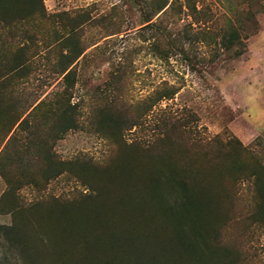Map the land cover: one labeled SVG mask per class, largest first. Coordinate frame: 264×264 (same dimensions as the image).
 Wrapping results in <instances>:
<instances>
[{
	"label": "rangeland",
	"instance_id": "rangeland-1",
	"mask_svg": "<svg viewBox=\"0 0 264 264\" xmlns=\"http://www.w3.org/2000/svg\"><path fill=\"white\" fill-rule=\"evenodd\" d=\"M193 1L204 13V22L210 18V25H204L210 29H219L223 26L219 17L243 7L238 6L240 0ZM42 2L49 16L89 12L90 23L78 32L85 52L77 60L70 91L80 128L61 136L54 129L48 144L52 162L47 165L36 155L39 150L27 148L48 110L32 112L31 105L51 101L65 89L57 57L63 32L45 21L9 32L0 26V264H108L120 259L113 241L124 242L126 249L134 240L129 249L147 258L164 246L170 249L179 220L167 217L160 201L143 204L142 188L135 180L136 185L126 183L131 169H125V163L143 159V146L156 140L158 116L165 108L185 110V119L189 113L193 116L195 125L185 130L190 144L198 142L200 147L205 141L225 143L234 138L251 147L264 163V0H253L259 29L245 40L241 58L231 60L213 44H200L191 47L188 60L172 57L165 62L154 53L156 34L154 28H145L144 19H151L149 24L161 22L168 30L185 27L191 19L178 3L162 18L161 13L155 16L161 0ZM24 32L33 40L29 45L39 47V56L30 67L11 74L7 86L13 52ZM49 49L52 56L47 59ZM200 56L206 62H200ZM163 83L179 92L144 116V101ZM119 115L130 120L119 122ZM177 154L181 163L183 153L178 149ZM63 163L67 171L46 185L25 184V177L56 172ZM2 174L14 177V189L7 187ZM250 190L248 183L238 184L235 192L240 200L231 201L233 209L225 202L213 226L199 231L213 248L205 250L199 264H264V225L252 218ZM183 224L187 226L183 233L193 237L195 229ZM215 243L226 256L215 252ZM176 256L169 255V260H177ZM172 264L193 262L183 258Z\"/></svg>",
	"mask_w": 264,
	"mask_h": 264
},
{
	"label": "trees",
	"instance_id": "trees-1",
	"mask_svg": "<svg viewBox=\"0 0 264 264\" xmlns=\"http://www.w3.org/2000/svg\"><path fill=\"white\" fill-rule=\"evenodd\" d=\"M175 3H178L180 8L184 6L188 11L187 17H190L191 21L187 26L182 28L174 26L168 30L161 27V22L158 25L156 23L149 24L151 19L148 17L144 19V24H147L145 28H154L156 34L152 44L154 53L164 62L172 57H184L188 60V51L194 45L200 44L202 46L213 44L218 53L231 60H237L245 53V40L256 34L259 29L258 21L253 13V0H240L238 6H243L241 9H236V13L230 16L219 17L218 22L220 20L223 22V26L219 29H210L204 26L205 22H209L210 25L211 20L210 18L205 19L204 22L201 16L205 15L196 9L193 0H174L170 5H168V0H161L155 16L161 13L159 17H162L167 11L173 10ZM41 21L48 22L52 28L57 25L63 32L59 36L58 48L61 53H58L57 57L59 58L58 67L61 68L59 74L62 76L65 89L51 101L38 102L37 100L31 105L32 112L48 109L46 115L42 117L43 124L41 127L38 126L39 129L34 130L27 147L29 150H39L36 155L40 157L44 165H47L48 161L52 162L48 144L54 129L57 128L58 134L61 136L80 128L77 106L71 104L70 91L75 81L74 69L77 60L85 52L84 47L80 44L78 32L85 24L90 23V17L89 12H81L74 17L67 13L49 16L46 14L42 0H0V26L8 32L13 29L25 30V27H35L40 25ZM193 26H196L195 29ZM29 41L32 43L33 40L30 35L24 32L21 38L22 43H19L13 52L14 64L8 70L10 76L8 77L9 74H7V86L11 83V74L30 67L32 61L39 56V47L29 45ZM52 51L48 50L47 59L51 58ZM215 56L219 57L218 54ZM199 61L206 62V59L200 56ZM210 62L212 63L214 60H210ZM73 65L75 66L73 67ZM190 66L194 69V66ZM178 92L179 89L163 83L160 89L144 101V116L161 102L173 100ZM183 111L185 110L163 109L157 121L160 131L155 141L149 143L150 145L143 146V159L139 163H135L139 158L125 163V169H131L130 176L125 177L126 183L128 182L129 186V182H134L135 185L137 182V186L142 188L143 204L159 203L158 201H160L159 204L164 206V214L170 219L179 220L176 229L172 231L171 240L173 242L175 239V242L172 243L174 245L173 247L171 245L170 249L161 246L162 248L155 251L153 256L149 255L150 257L147 258V255L129 249L135 244L134 240L128 241L129 246L126 249L122 248L124 242L119 245L118 241H113L111 246L119 250L120 259L117 262L111 259L108 264H172L173 262L179 263V259L183 258H188L193 264H199L204 257L205 250L211 248L208 238L199 231L203 232L205 226H213L212 222L222 214L221 210L225 202L229 201L230 208L233 209L231 201L240 200L235 192V187L243 182L248 183L251 187L250 191L253 195L252 218L256 223L264 225V163L251 147L243 146L240 141L234 138L225 143L205 141V144L201 143L200 147H198V142L190 144L192 138L185 133V130H191L196 121L192 120L193 116L190 113L185 119ZM117 118L119 122L121 119H125L126 122L130 120L123 115H119ZM42 127L49 128V131L43 132ZM129 127L131 126L129 125ZM178 149L183 153L181 163H178ZM29 150L27 151L29 152ZM65 167L66 164L63 163L59 165V170L56 172H47L48 170H46L40 175L27 176L25 184L33 186V188L46 185L65 173L67 171ZM136 168L137 174L135 173ZM2 177L6 181L7 187L11 190L14 189L16 182L14 177L6 174H2ZM23 184L21 183L20 186ZM124 201L126 202V199ZM183 223H190L195 229L193 237L183 233L187 228V226L183 227ZM17 238L18 241L21 240L19 236ZM214 249L218 254L227 255L225 252L220 253L221 249H218L216 243ZM173 253L177 254L175 257L177 260H169V255ZM143 257L145 258L143 261H145L141 263Z\"/></svg>",
	"mask_w": 264,
	"mask_h": 264
}]
</instances>
